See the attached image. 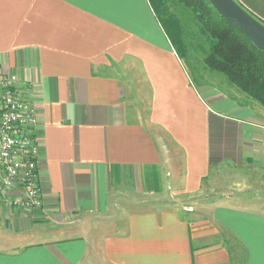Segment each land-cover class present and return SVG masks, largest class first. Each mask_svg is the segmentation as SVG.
I'll return each mask as SVG.
<instances>
[{"label": "crops", "instance_id": "1", "mask_svg": "<svg viewBox=\"0 0 264 264\" xmlns=\"http://www.w3.org/2000/svg\"><path fill=\"white\" fill-rule=\"evenodd\" d=\"M158 1L0 0V76L37 108L42 197L0 203V264H264V109L197 89ZM236 1L264 23V0ZM133 187L145 207L117 201Z\"/></svg>", "mask_w": 264, "mask_h": 264}, {"label": "trees", "instance_id": "2", "mask_svg": "<svg viewBox=\"0 0 264 264\" xmlns=\"http://www.w3.org/2000/svg\"><path fill=\"white\" fill-rule=\"evenodd\" d=\"M175 3L191 9L192 24L200 38L196 46L202 49L204 67L224 77L236 92L243 94L239 96L241 99L245 97L244 101L253 99L264 107V50L255 46L242 32L222 18L208 0H176ZM157 6L158 12L162 11L163 21L178 34L179 19L171 18L172 13L168 12L166 0L158 1ZM165 11L168 15L166 18ZM168 34L170 37V31ZM180 41L187 47L186 43ZM203 43L206 47H203Z\"/></svg>", "mask_w": 264, "mask_h": 264}, {"label": "built area", "instance_id": "3", "mask_svg": "<svg viewBox=\"0 0 264 264\" xmlns=\"http://www.w3.org/2000/svg\"><path fill=\"white\" fill-rule=\"evenodd\" d=\"M17 75L0 76V203L31 211L42 206L37 177V144L33 128L37 108L17 87ZM17 185L23 192L10 196Z\"/></svg>", "mask_w": 264, "mask_h": 264}, {"label": "rangeland", "instance_id": "4", "mask_svg": "<svg viewBox=\"0 0 264 264\" xmlns=\"http://www.w3.org/2000/svg\"><path fill=\"white\" fill-rule=\"evenodd\" d=\"M175 1L176 0H166V4L169 9L168 12L172 13L171 18L179 19V28H180L179 33L177 34L175 30H173V27L170 28L169 25L166 23V21H163V25L164 27H167L166 29L168 30V32L170 31V37H171L170 39L172 43H174L176 49L179 51L180 55L182 56L183 64L186 66L192 82L195 84L198 90L202 91L204 90L205 87H207L206 85L207 83L209 84L212 83V86L214 88L221 89L223 92H227L229 94L230 93L238 94L234 97L239 98L240 97L239 95H243V94L236 92L235 89L232 87V85H229V83L226 82L224 77L222 78L221 75H216L214 73H211L206 67H204L202 61V49L200 46H196V44L200 42V38L197 37V30L195 28V25L192 24L193 17L191 15V9H188L187 7L183 6L180 3L176 4ZM166 16L168 15L167 12L165 11L164 18H166ZM177 36L179 39L177 38ZM180 40H182L183 43H186L187 47L183 46ZM203 47H206L204 43H203ZM124 79L125 78L123 77L122 80L124 81ZM129 80H130L129 78L125 79V83H127V85H129L128 83H131L130 84L131 86L128 87L131 103L136 107L137 110H141L142 108H146L148 110L150 107V100H147L149 98L148 91L143 90L141 87L139 88V92H137L138 90H136V87L134 86L136 84V81L134 82ZM138 93L144 99L143 101H140L138 99L137 97ZM250 101L254 102V104L264 109L262 105H260L258 102L254 101L253 99H251ZM166 193L169 194L170 190L169 192L166 190ZM129 197L130 198L128 200L120 195L119 196L120 200L117 201L123 203L124 206L128 209L145 207L147 204V201L141 199L143 198V195L137 193V190H135L134 187L133 190L131 191V196ZM170 198L174 199L171 193H170ZM135 199H137V201H134ZM122 209L123 208L121 207L120 208L116 207L113 210V214H109L112 216L110 225H115L116 223H120L119 219L121 218ZM201 210L202 211L200 212V215L204 216L206 212L203 211V208Z\"/></svg>", "mask_w": 264, "mask_h": 264}, {"label": "water", "instance_id": "5", "mask_svg": "<svg viewBox=\"0 0 264 264\" xmlns=\"http://www.w3.org/2000/svg\"><path fill=\"white\" fill-rule=\"evenodd\" d=\"M218 14L236 27L255 46L264 50V23L236 0H208Z\"/></svg>", "mask_w": 264, "mask_h": 264}]
</instances>
